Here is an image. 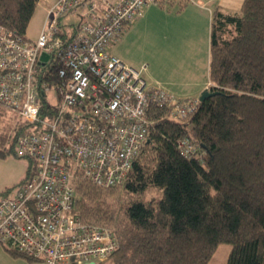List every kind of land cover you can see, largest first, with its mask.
<instances>
[{"label": "trees", "instance_id": "16d2710c", "mask_svg": "<svg viewBox=\"0 0 264 264\" xmlns=\"http://www.w3.org/2000/svg\"><path fill=\"white\" fill-rule=\"evenodd\" d=\"M37 1L0 0V24L27 38ZM43 69L55 79L54 65ZM208 79L216 93L184 118L148 108V141L121 184L75 182V214L117 239L104 262L210 264L226 242L221 264H264V0H243L235 11L212 9ZM25 126L0 109L8 149L14 151ZM183 138L197 145L200 157L181 153ZM8 149L0 146V156Z\"/></svg>", "mask_w": 264, "mask_h": 264}, {"label": "built area", "instance_id": "2783aa9c", "mask_svg": "<svg viewBox=\"0 0 264 264\" xmlns=\"http://www.w3.org/2000/svg\"><path fill=\"white\" fill-rule=\"evenodd\" d=\"M152 1L55 0L33 40L0 24V109L26 124L15 151L34 162L15 193L0 197L7 249L47 264L97 263L116 249L110 229L75 214V182L121 184L147 141L148 108L162 106L181 119L200 101L149 85L145 67L109 50ZM74 13L78 21L66 20ZM46 65H54V80L40 70ZM179 147L184 156H201L186 138Z\"/></svg>", "mask_w": 264, "mask_h": 264}, {"label": "rangeland", "instance_id": "374dc122", "mask_svg": "<svg viewBox=\"0 0 264 264\" xmlns=\"http://www.w3.org/2000/svg\"><path fill=\"white\" fill-rule=\"evenodd\" d=\"M53 1H37L36 9L25 33L28 39L33 40L37 37L45 19V11ZM179 1L161 0L159 2V0H154L150 2L149 10L144 16L147 21H137L136 23L134 21L123 32V35L109 46L111 52L120 56L131 67L135 69L145 67L141 74L147 82L159 81L164 74V86L167 87L168 85L169 87L167 80L182 79V77L171 73L169 70V59L172 50H175V46L179 43L176 32L181 33V27H183V24H187L188 21H164V7H169L172 11H175L178 8ZM184 2L188 3L187 0ZM187 11H184L181 15H188ZM68 18L78 21L75 13L69 17L67 15L66 20ZM9 145L7 139L0 138V146L8 149ZM33 164L34 162L28 157L18 155L15 149L14 151L8 149L6 155L0 156V197L2 195L12 196L18 186L28 178V172L33 169ZM229 250V243H219L212 253L209 263L221 264L225 262ZM4 251L7 256L0 252V264H32L25 257L14 256L8 251ZM33 262L41 263L42 260Z\"/></svg>", "mask_w": 264, "mask_h": 264}, {"label": "crops", "instance_id": "0c3cea01", "mask_svg": "<svg viewBox=\"0 0 264 264\" xmlns=\"http://www.w3.org/2000/svg\"><path fill=\"white\" fill-rule=\"evenodd\" d=\"M184 1L185 0H182L184 4L180 7L178 6L175 11H172L169 7H164V21H188L187 24H183V27H181V33L176 32V35L179 38V43L175 46V50H172L169 59V70L171 73L182 77V79L176 81L167 80L169 87L168 85L166 87L164 86L163 74L159 81H155L154 83L148 82V84L150 83L149 85L155 84L161 86L178 98H199L200 93L210 85V81L208 79V62L209 23L211 11L214 7H219L223 10H239L243 0H187V4ZM149 6L150 3L145 5L142 12L133 20V22L147 21L144 16L149 10ZM186 10H188V15L182 16L181 13ZM127 28H125L124 31H126ZM122 35L123 33L117 39H119ZM118 57L121 58L120 56ZM4 250V247L1 245L0 252L5 254L4 256H7ZM100 261L97 263L88 261L84 264H109L107 261ZM42 262L38 263L30 261L32 264H47L44 261ZM58 264L77 263L69 260Z\"/></svg>", "mask_w": 264, "mask_h": 264}, {"label": "water", "instance_id": "95a60500", "mask_svg": "<svg viewBox=\"0 0 264 264\" xmlns=\"http://www.w3.org/2000/svg\"><path fill=\"white\" fill-rule=\"evenodd\" d=\"M40 58L42 59V60H45V59H47V54L46 53H42L41 55H40ZM214 93H216L215 91H211V90H209V89H204L201 93H200V95H199V99L200 100H204L205 98H207L208 96H210V95H212V94H214ZM148 141V140H147ZM92 264V263H91Z\"/></svg>", "mask_w": 264, "mask_h": 264}, {"label": "clouds", "instance_id": "9594fccd", "mask_svg": "<svg viewBox=\"0 0 264 264\" xmlns=\"http://www.w3.org/2000/svg\"><path fill=\"white\" fill-rule=\"evenodd\" d=\"M206 89H209V88H206ZM210 90V89H209Z\"/></svg>", "mask_w": 264, "mask_h": 264}]
</instances>
